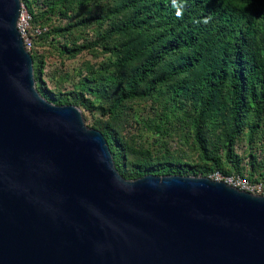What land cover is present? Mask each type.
Returning a JSON list of instances; mask_svg holds the SVG:
<instances>
[{"label":"water","instance_id":"obj_1","mask_svg":"<svg viewBox=\"0 0 264 264\" xmlns=\"http://www.w3.org/2000/svg\"><path fill=\"white\" fill-rule=\"evenodd\" d=\"M19 8L0 0V264H264V194L123 178L78 108L35 89Z\"/></svg>","mask_w":264,"mask_h":264},{"label":"rangeland","instance_id":"obj_2","mask_svg":"<svg viewBox=\"0 0 264 264\" xmlns=\"http://www.w3.org/2000/svg\"><path fill=\"white\" fill-rule=\"evenodd\" d=\"M19 2L27 16L26 5L35 14L34 20L28 16L26 32L33 41L27 50L34 56L33 66L40 60L43 62L34 87H39L46 96L76 106L87 127L107 129L121 144L115 147L114 166L117 164L128 170L136 162L149 166L167 161L171 164L180 162L186 164L185 169L209 172V177L215 168L210 157L219 156L220 166L228 172L220 174L240 176L235 164L241 177L247 179L250 175L249 181L260 183L264 190V110L258 115L252 111L246 113V123L238 126L227 156L222 140L229 127L226 101L222 96L216 98L199 124L200 137L207 146L208 155L200 150L193 136L192 121L198 101L189 91L174 97L168 81L157 84L150 95L137 93L113 105L114 98L125 89L128 70L137 65L138 59L126 64L118 61L113 45L120 41L119 36L112 34L103 40L97 38L129 11L112 15L109 21L97 22L94 17L100 18L103 12L121 0H72L70 8L62 14H50L45 0ZM41 33L45 35L39 40ZM81 44L88 47L72 57L62 50V45ZM141 88L142 84L137 91L140 92ZM253 123L255 129L249 133Z\"/></svg>","mask_w":264,"mask_h":264},{"label":"trees","instance_id":"obj_3","mask_svg":"<svg viewBox=\"0 0 264 264\" xmlns=\"http://www.w3.org/2000/svg\"><path fill=\"white\" fill-rule=\"evenodd\" d=\"M45 1L50 14H62L70 8L72 0ZM26 7L28 16L34 20L35 14L29 5ZM127 11L129 14L97 38L103 40L112 34L119 36L120 41L113 45L118 61L126 64L138 59L137 65L128 70L125 89L114 98L113 105L137 93L150 95L157 84L168 81L174 97L189 91L198 101L192 121L193 136L200 150L208 155L207 146L200 137L199 124L216 98L222 96L226 101L229 127L222 145L229 156L238 126L246 123V113L252 111L258 115L264 110V0H121L103 12L100 18H94L109 21L112 15ZM44 35L41 33L38 39ZM87 47V44L62 45V50L72 57ZM30 55L33 62L34 56L31 52ZM42 66L41 60L35 66L32 64L34 82L39 79ZM157 70L160 72L156 73ZM35 88L52 104L68 103L46 96L39 87ZM250 126L249 133L255 129V124ZM94 129L101 132L114 159L115 147L121 144L107 129ZM210 160L215 167L211 171L228 173L220 166L219 156H211ZM184 165L167 161L149 166L136 162L131 169L125 170L115 164L118 173L128 179L144 174H209L205 170L185 169ZM234 168L242 176L235 164ZM249 176L247 179L251 180Z\"/></svg>","mask_w":264,"mask_h":264},{"label":"built area","instance_id":"obj_4","mask_svg":"<svg viewBox=\"0 0 264 264\" xmlns=\"http://www.w3.org/2000/svg\"><path fill=\"white\" fill-rule=\"evenodd\" d=\"M27 14L22 10V8H19V14L16 21V28L22 38L23 46L26 50H29L31 47V38H29L26 35L27 32ZM37 33V31H36ZM209 178L215 179V180H222L225 183L236 187L238 189L250 192L252 194H263L264 190L262 188V185L258 182H250L249 180L241 177V176H223L220 174V172L213 171Z\"/></svg>","mask_w":264,"mask_h":264}]
</instances>
